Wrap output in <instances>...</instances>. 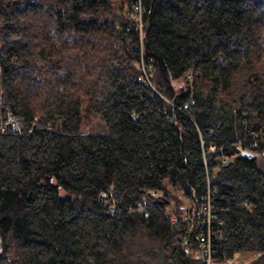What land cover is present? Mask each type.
<instances>
[{
	"label": "trees",
	"instance_id": "1",
	"mask_svg": "<svg viewBox=\"0 0 264 264\" xmlns=\"http://www.w3.org/2000/svg\"><path fill=\"white\" fill-rule=\"evenodd\" d=\"M5 105L0 264H202L207 194L264 264V0H0Z\"/></svg>",
	"mask_w": 264,
	"mask_h": 264
},
{
	"label": "built area",
	"instance_id": "2",
	"mask_svg": "<svg viewBox=\"0 0 264 264\" xmlns=\"http://www.w3.org/2000/svg\"><path fill=\"white\" fill-rule=\"evenodd\" d=\"M136 8L140 11V5H136ZM4 115L2 120L0 121V130L4 131L6 127H11L12 129H20V119L19 117L12 111L9 105H5ZM228 156L226 154H222V160L227 161ZM207 196L206 204L200 209V215L198 216H190L188 213L184 215V217L189 220V225L193 226L196 221H199L205 228H202L198 231L199 239H200V257L202 258V264H227V263H235V256L240 252H235L231 257H227L223 260L216 259L214 256L216 243L214 242L212 231L210 230V223L213 219H216L218 222L222 223V219L216 218L215 212L211 208V203L209 200V194ZM246 203V201L244 202ZM203 213V214H202ZM237 264V263H235Z\"/></svg>",
	"mask_w": 264,
	"mask_h": 264
},
{
	"label": "rangeland",
	"instance_id": "3",
	"mask_svg": "<svg viewBox=\"0 0 264 264\" xmlns=\"http://www.w3.org/2000/svg\"><path fill=\"white\" fill-rule=\"evenodd\" d=\"M0 119H1V117H0ZM1 121V120H0ZM176 193L178 194V195H182V191L181 190H179V191H176ZM186 202V204H188V202L187 201H185ZM250 256H251V253H239L238 255H236L235 256V263H240V262H242V261H245V260H247L248 258H250Z\"/></svg>",
	"mask_w": 264,
	"mask_h": 264
},
{
	"label": "water",
	"instance_id": "4",
	"mask_svg": "<svg viewBox=\"0 0 264 264\" xmlns=\"http://www.w3.org/2000/svg\"><path fill=\"white\" fill-rule=\"evenodd\" d=\"M0 249H1V243H0Z\"/></svg>",
	"mask_w": 264,
	"mask_h": 264
}]
</instances>
